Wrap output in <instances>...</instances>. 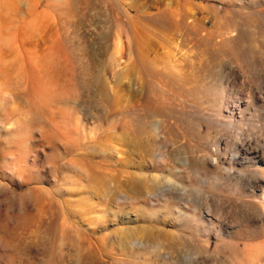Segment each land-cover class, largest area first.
Returning <instances> with one entry per match:
<instances>
[{
	"label": "rangeland",
	"instance_id": "374dc122",
	"mask_svg": "<svg viewBox=\"0 0 264 264\" xmlns=\"http://www.w3.org/2000/svg\"><path fill=\"white\" fill-rule=\"evenodd\" d=\"M0 264H264V0H0Z\"/></svg>",
	"mask_w": 264,
	"mask_h": 264
},
{
	"label": "bare ground",
	"instance_id": "6f19581e",
	"mask_svg": "<svg viewBox=\"0 0 264 264\" xmlns=\"http://www.w3.org/2000/svg\"><path fill=\"white\" fill-rule=\"evenodd\" d=\"M38 24V23H37ZM66 64H67V62H66ZM61 67V66H60ZM60 70V69H59ZM159 92H160V94H165L166 92H165V89L163 88V87H161L160 89H159Z\"/></svg>",
	"mask_w": 264,
	"mask_h": 264
}]
</instances>
